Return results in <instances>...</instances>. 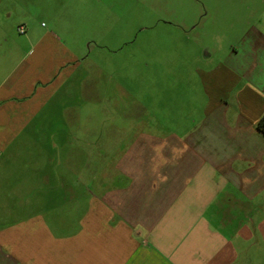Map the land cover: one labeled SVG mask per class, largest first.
Wrapping results in <instances>:
<instances>
[{
  "label": "crops",
  "instance_id": "crops-1",
  "mask_svg": "<svg viewBox=\"0 0 264 264\" xmlns=\"http://www.w3.org/2000/svg\"><path fill=\"white\" fill-rule=\"evenodd\" d=\"M86 6L0 0V264H264V30L206 50L165 127L137 107L128 144L61 160L39 120Z\"/></svg>",
  "mask_w": 264,
  "mask_h": 264
},
{
  "label": "rangeland",
  "instance_id": "rangeland-1",
  "mask_svg": "<svg viewBox=\"0 0 264 264\" xmlns=\"http://www.w3.org/2000/svg\"><path fill=\"white\" fill-rule=\"evenodd\" d=\"M81 9L62 17L69 38L58 34L79 58L39 120L46 130L37 141L58 146L61 160H94L102 145L128 144L137 107L165 127L164 109L179 113L183 84L197 79L206 50H226L249 24L264 30V0H87Z\"/></svg>",
  "mask_w": 264,
  "mask_h": 264
},
{
  "label": "trees",
  "instance_id": "trees-1",
  "mask_svg": "<svg viewBox=\"0 0 264 264\" xmlns=\"http://www.w3.org/2000/svg\"><path fill=\"white\" fill-rule=\"evenodd\" d=\"M257 128L264 134V117L259 121Z\"/></svg>",
  "mask_w": 264,
  "mask_h": 264
},
{
  "label": "built area",
  "instance_id": "built-area-1",
  "mask_svg": "<svg viewBox=\"0 0 264 264\" xmlns=\"http://www.w3.org/2000/svg\"><path fill=\"white\" fill-rule=\"evenodd\" d=\"M18 32H19V33H24V28H23V27H19V28H18Z\"/></svg>",
  "mask_w": 264,
  "mask_h": 264
}]
</instances>
